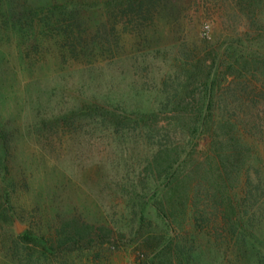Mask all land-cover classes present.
Segmentation results:
<instances>
[{
    "label": "rangeland",
    "instance_id": "1",
    "mask_svg": "<svg viewBox=\"0 0 264 264\" xmlns=\"http://www.w3.org/2000/svg\"><path fill=\"white\" fill-rule=\"evenodd\" d=\"M110 1L0 0V264H169L162 246L170 229L150 205L156 184L144 168L156 144L188 143L164 109L185 106L213 47L236 41L264 55V28L245 34L233 0H140L134 14L123 0ZM263 86L257 74L250 85L236 82V96L229 90L218 99L227 107L221 115L248 124L242 137L250 152L242 156L261 196L245 234L261 240ZM92 103L116 110L127 128L79 109ZM200 193L201 231L190 213L177 214L185 251L193 250L189 264H258L260 249L231 241L223 209L211 191ZM69 221L104 229L50 251L45 241ZM26 233L36 236L29 248Z\"/></svg>",
    "mask_w": 264,
    "mask_h": 264
},
{
    "label": "trees",
    "instance_id": "2",
    "mask_svg": "<svg viewBox=\"0 0 264 264\" xmlns=\"http://www.w3.org/2000/svg\"><path fill=\"white\" fill-rule=\"evenodd\" d=\"M139 1L123 0L133 14L136 12L135 8L141 5V3L138 4ZM233 1L240 13L244 15L248 26L245 34L260 33L264 28V0ZM10 9L13 8L10 7ZM12 13L10 10V14ZM12 18H14L13 14L10 16V19ZM259 23H262V26H259ZM226 44L217 48L213 47L211 64L206 72L201 70L194 74L191 84H196V88L186 94L185 106L182 102H178L171 108L164 109V112L167 111L166 113L172 115L171 119H175L178 129L186 137L183 139H186L188 148L175 141L158 143L144 168L145 178L156 184L150 205L170 229V237L164 239V246H162L163 254L169 255L167 256L169 264H189L190 262V253L193 250L190 248L185 251L184 243L188 240L184 239L185 237L182 238V234H186L187 229L184 220L179 219L177 214L178 212H183L184 215L190 213L194 229L201 231L204 228L205 224H202L204 219L201 218L203 208H199L200 202H198L202 195L201 188L212 192L217 208L214 207V209L218 212L223 209L222 220L229 228L227 234L229 239L237 243L243 242L245 245L251 244L252 248H259L256 258L258 264H264V247H260L264 239H256L252 234H245L248 227L253 225H249L252 207L258 204V197L261 196L250 181L251 174L246 166L248 159L242 156L244 149L250 152L249 145L242 137L244 132H248V124L233 121L221 115V111L226 110L227 107L226 104L222 107L218 103L219 98L230 94L229 90L234 96L237 95V91L233 88L236 82L243 81L250 85L251 79L257 74H262L264 77V55L257 56V53L251 52L249 48L246 51L239 50L236 41ZM216 60L219 63L215 65ZM197 86L202 87L201 91ZM79 109L86 112L91 119H100L110 126L111 123H115L112 125L120 129L127 128V123L119 118L121 114L103 104H86ZM71 113L63 115L65 120L71 117ZM142 116L141 124L148 126L150 114ZM111 117L113 120L110 122ZM59 119L63 120V118ZM166 124L164 123L163 126ZM239 158L242 159L241 162ZM233 177L239 183L237 189L232 185ZM1 210H3L2 207H0ZM141 211L140 220L144 221ZM256 227L259 231L263 228L257 224ZM102 229L104 226H78L69 221L62 227V232L58 233L57 239L47 240L45 245L53 251L69 241L77 243L86 237L98 236ZM214 231L216 232V229ZM193 235L192 233V237ZM35 238V235L26 233L23 237L24 245L35 243ZM47 246L44 248L46 249ZM241 253H243L242 256L245 255L244 252Z\"/></svg>",
    "mask_w": 264,
    "mask_h": 264
}]
</instances>
